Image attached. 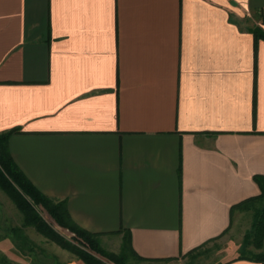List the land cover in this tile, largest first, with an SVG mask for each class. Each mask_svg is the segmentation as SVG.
<instances>
[{"label":"crops","instance_id":"1","mask_svg":"<svg viewBox=\"0 0 264 264\" xmlns=\"http://www.w3.org/2000/svg\"><path fill=\"white\" fill-rule=\"evenodd\" d=\"M257 30L264 0H0L14 164L80 228L127 234L140 264L229 236L264 177ZM248 247L221 264H264V234Z\"/></svg>","mask_w":264,"mask_h":264},{"label":"rangeland","instance_id":"2","mask_svg":"<svg viewBox=\"0 0 264 264\" xmlns=\"http://www.w3.org/2000/svg\"><path fill=\"white\" fill-rule=\"evenodd\" d=\"M11 194L15 195L27 208L33 217L45 225L54 239L47 237L31 225H25L24 215L16 207L11 196L0 187V264H87L79 258L75 251H83L90 254L103 264H113L107 258L91 252L74 243L71 235L59 228L51 217L32 207L34 202L26 192L8 174L3 175ZM261 208V204H255L249 210L243 212L241 219L237 220L230 233L224 238L204 246L192 255H187L171 263L164 264H221L235 256L248 255V250L255 246L257 241L253 239L251 230L255 221V212ZM99 247L107 254L120 255L123 235L119 242L115 236H98ZM10 248V253L9 249ZM75 250V251H74ZM6 251L7 255L4 254ZM132 257H127L124 264H140Z\"/></svg>","mask_w":264,"mask_h":264},{"label":"trees","instance_id":"3","mask_svg":"<svg viewBox=\"0 0 264 264\" xmlns=\"http://www.w3.org/2000/svg\"><path fill=\"white\" fill-rule=\"evenodd\" d=\"M255 36L256 38L264 39V32L257 30L255 31ZM15 133H17L16 129L0 133V187L11 196V198L15 201L14 203L16 207L21 213H23L25 225L33 226L36 231L47 237H51V239H54L55 241V236L50 233L49 229H47L45 225L38 222L33 215L29 213L26 206L15 195L11 194V190L8 188L3 175L8 174L14 181H16L17 184L34 201L31 203L32 207L38 210L39 213L45 211L59 228L66 230L71 235L72 241L77 245L107 258L113 264H124V260H126L128 256L132 257L136 261H142V259L135 255L132 251L130 238L127 234L123 235L119 256L105 253L98 244L97 237L99 234L90 233L75 224L69 216L67 205L64 200H54L45 196L21 173V171L14 164L7 148L9 137ZM253 180L259 187L260 193L255 197L243 200L239 204L235 205L233 209L249 210L252 205L261 204V208L254 214L255 221L251 230L253 239L257 241L256 249H259L264 234V177L255 176ZM201 248L202 246L195 248L186 255H192ZM75 253L87 264H103L97 259L92 258L90 254H86L83 251H75ZM257 260L264 261V254H258Z\"/></svg>","mask_w":264,"mask_h":264}]
</instances>
